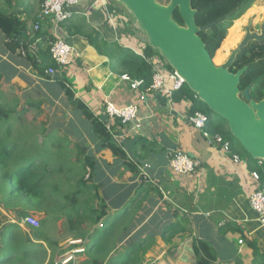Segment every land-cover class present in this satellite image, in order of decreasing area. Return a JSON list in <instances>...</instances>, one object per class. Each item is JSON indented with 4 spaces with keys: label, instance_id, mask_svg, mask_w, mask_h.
<instances>
[{
    "label": "crops",
    "instance_id": "obj_1",
    "mask_svg": "<svg viewBox=\"0 0 264 264\" xmlns=\"http://www.w3.org/2000/svg\"><path fill=\"white\" fill-rule=\"evenodd\" d=\"M43 2L12 0L10 8L2 0L0 6L26 23L24 42L36 46L32 55L37 61L61 37L74 50L72 64L61 70V77L47 79L38 74L28 57L7 48L0 31V100L12 107L9 100L19 103L21 108L28 100L40 102L26 117L35 116L44 126V137L36 146L69 152L75 173L86 157L94 161L93 172L79 168L82 174L76 180L83 176L91 194L97 193L93 208L103 217L85 223L83 237L72 234L57 244L62 261L70 257L71 264L91 261L88 250L106 233L108 250L97 258L105 264L125 259L132 248L141 264H198L200 243L212 248L216 255L213 264H264V225L249 203V195L259 183L253 181L247 161L241 158V163L235 164L221 146L209 144L203 131L190 122V99L174 102L173 95L165 92L142 86L134 89L133 80L116 73L109 58L86 36L68 34L67 24L54 29L52 22L44 21L41 30L35 31ZM75 12L73 20L85 18L88 33L98 32L103 39L130 45L141 54V41L127 38L116 28L119 17L126 15L113 0H83ZM109 16L115 23H110ZM50 64H54L51 56ZM60 80L104 122L105 99L119 106L139 105L141 127L135 130L117 123L110 134L128 156V163L95 133L84 113L72 106ZM81 149H86L85 156L78 153ZM177 149L200 162L196 173L173 172L170 154ZM97 232L100 234L95 235Z\"/></svg>",
    "mask_w": 264,
    "mask_h": 264
},
{
    "label": "trees",
    "instance_id": "obj_2",
    "mask_svg": "<svg viewBox=\"0 0 264 264\" xmlns=\"http://www.w3.org/2000/svg\"><path fill=\"white\" fill-rule=\"evenodd\" d=\"M2 0H0L1 3ZM5 5L12 8V0H3ZM255 0H193V7L201 10L197 14L196 21L199 26L213 24V26L200 36L208 43V50L212 57L220 49L223 41L226 39L227 31L231 24L224 26L219 20L236 11L235 19L243 16L252 6ZM124 10V9H123ZM125 11V10H124ZM127 16V13L125 12ZM128 17V16H127ZM174 18L180 24H183L178 12H175ZM125 20V19H123ZM86 19L81 18L77 21H70L67 24V32L70 35L86 36L91 45L104 56H107L111 62L113 70L132 80H143V89H149L153 73L155 71V58H159L163 62V68L172 70V68L159 56V54L148 44L144 36L140 35L141 47L138 49L141 54L137 53L132 46H124L116 41L103 39L98 32L88 33L90 30L85 24ZM119 31L128 38V35L138 33L132 26V22L128 20L121 22ZM0 31L6 38L7 48L14 54L21 55V47H28L25 43L26 23L16 14L7 12L0 6ZM87 31V32H86ZM29 52L28 60L37 70L38 74L50 79L46 74L48 66L56 67V64L47 65L50 59V46L43 53L41 61H37ZM33 57V58H32ZM258 66L251 67L243 76L241 88L245 89L250 83L254 82L258 86V92L264 93V85L260 87V83L255 77H261L260 72L264 73V69H257ZM60 83L65 90L69 101L75 109L84 113L86 118L93 124L94 131L98 134L105 144L111 148L117 155L129 162L128 156L123 152L112 140V136L107 131L105 122L95 116L90 108L81 100L75 99L73 91L66 85L63 80ZM0 102V205L5 210L12 213L20 212L19 217L27 215V210H34L38 213H44L46 219L60 220L63 216L67 217L69 229L77 232V235L83 237L85 235L84 224L93 223L103 217V213L93 208V199L97 195L91 194V187L87 185L84 177L76 180L81 176L79 170L90 168L93 172L95 169L94 161L91 157H86L81 163L77 173L74 166H71L69 152L64 150H48L36 146L29 145L26 141H36L37 137L33 135H18L12 138V129L14 123L24 125L26 117L30 111L41 106L40 102L28 100L26 105L20 110H16L6 103L3 98ZM186 99L192 101L191 112H202L209 116L207 130L212 136L221 135L231 143V155L237 154L248 163V169L251 172L257 171L260 174V185L264 189V172L259 161L252 159L248 155L239 141L231 134L229 128H225L224 120L217 114L213 113L206 104H204L194 92H192L186 84L173 93L174 102H180ZM34 120L35 116H33ZM239 147H238V145ZM78 153L86 154V149H81ZM244 154L247 156L245 157ZM79 162V161H78ZM131 164V163H129ZM133 169V166H132ZM62 178V181H61ZM65 179H67L65 181ZM22 202L23 206L15 207V202ZM8 210V211H9ZM98 216V217H97ZM97 217V219H96ZM45 220L43 219L42 222ZM3 212L0 208V264H25L26 262H37L47 253L44 246L38 241L43 237L40 232H35L37 242L32 241L27 234L20 233L18 224H4ZM116 224V223H115ZM112 230V228H111ZM104 233L99 239L95 240L93 248L88 250L91 254V261L82 262L80 264H105L98 260V255L108 250L107 239ZM255 253H257L255 251ZM197 254L199 256L198 264H213L216 261V255L212 248L205 243L197 246ZM112 264H141V257L134 254L133 248L128 252L127 257L123 260H115Z\"/></svg>",
    "mask_w": 264,
    "mask_h": 264
},
{
    "label": "water",
    "instance_id": "obj_3",
    "mask_svg": "<svg viewBox=\"0 0 264 264\" xmlns=\"http://www.w3.org/2000/svg\"><path fill=\"white\" fill-rule=\"evenodd\" d=\"M125 10L132 26L176 72L184 84L228 125L231 134L245 152L264 165V100L255 102L250 87L242 91L241 79L247 67L237 73L230 71L241 50L253 41L264 40L247 29L245 38L222 65H216L206 43L200 36L213 24L199 26L196 21L201 7L193 0H113ZM178 12L183 24L175 20ZM223 17L221 21L230 18Z\"/></svg>",
    "mask_w": 264,
    "mask_h": 264
},
{
    "label": "built area",
    "instance_id": "obj_4",
    "mask_svg": "<svg viewBox=\"0 0 264 264\" xmlns=\"http://www.w3.org/2000/svg\"><path fill=\"white\" fill-rule=\"evenodd\" d=\"M103 1V0H100ZM83 0H44L42 9L40 11L38 21L34 25L35 31H40L42 22H52V27L58 29L64 24H68L72 21L77 13L75 8L78 7ZM110 23H115L109 16ZM30 53L36 52V46L34 44L28 45V47H21V56L28 57ZM50 55L56 67H50L47 69L46 74L51 78L61 77L63 74L61 70L72 64L74 57V50L68 45L65 39L57 37L50 46ZM155 71L153 73V80L150 91H161L172 96L177 90H180L184 86L183 79L173 70H167L163 68V62L159 58H155ZM126 80H132L128 76H124ZM143 80H133L132 87L134 89L143 86ZM140 107L137 103H129L127 105L119 106L111 99H105L104 101V115L107 118L105 122L107 131L113 134L115 125L118 123L124 127H131L135 130L141 127V119L139 117ZM191 124L197 129L203 131L204 137L208 140L209 144H215L221 146L222 150L231 155V143L227 141L223 136H212L207 130L209 122V116L202 112H194L190 116ZM232 161L235 164L241 163V157L237 154L231 155ZM260 165L263 163L260 161ZM200 166V162L192 159L188 153L181 149L174 150L170 154V167L174 173L178 175H190L197 172ZM252 179L254 182L259 183L258 188L249 195V203L254 212L259 215V221L264 225V189L260 185V174L255 171L252 172ZM24 224L38 228L40 221L35 217H27ZM243 244V241H240ZM72 258H68L67 260ZM65 260V261H67ZM64 261V262H65Z\"/></svg>",
    "mask_w": 264,
    "mask_h": 264
},
{
    "label": "rangeland",
    "instance_id": "obj_5",
    "mask_svg": "<svg viewBox=\"0 0 264 264\" xmlns=\"http://www.w3.org/2000/svg\"><path fill=\"white\" fill-rule=\"evenodd\" d=\"M163 3H166L167 0H161ZM261 11H264V1H260L258 0V2L256 3V5L252 6L243 16H241L238 19H235L236 21H234V29L230 30V28L227 31V36L226 39L228 38L229 43L228 45L226 44V39L223 41L220 49L215 53V60L214 62L216 63V65H221L224 61V59H222V56L226 58V55L230 54V51L232 49H234L237 45V43L239 42V40L242 37V28H243V24H245L248 20L249 17H252V15H257L260 14ZM128 16V15H127ZM125 16L124 19L128 20V18L130 19L131 17H127ZM264 16V15H263ZM259 16H256V18H258ZM123 19H121V17H119V19L117 20V22H119V24H116V28L118 29L119 27H121V22L125 21ZM228 20L227 23H225L224 26L228 25L231 23L232 18H228L226 19ZM131 21V20H130ZM132 22V21H131ZM234 30V31H233ZM233 31V32H232ZM137 33V32H135ZM138 35H142L140 32H138ZM129 36H131V38L135 41H138V36L136 34H130ZM141 37V36H140ZM226 47H223L225 46ZM10 102L13 103V108H15L16 110L20 111L22 108L20 107L19 103H14L13 101L9 100ZM0 102H2V100H0ZM7 103V102H6ZM26 122L24 123V125H20L18 123H16L15 121H13L14 123V128L12 129V138L17 137L18 135H33L37 137L38 141H41V137H44V133L42 132L44 129V126L40 124V122H38V120H34V119H28L25 118ZM225 122V121H224ZM227 126V123H224ZM36 140V141H37ZM36 141H26L29 145H39L38 142ZM238 145V144H237ZM239 147V145H238ZM245 157H247L244 154ZM262 171L264 172V168H262ZM62 181V178H61ZM15 207H21L23 206L22 202H18L16 201L14 204ZM0 208L3 212V223H1L2 225L4 224H18L20 226V233L22 234H27L29 236V238L34 241L37 242L35 240H37L35 238L34 233L40 232L43 237L40 239V241H38V243L42 244L44 246L45 249L47 250V253L43 255V257H41L40 259L42 260V262L40 260H38L37 262H26L25 264H60V262L64 259L61 257V253L62 251H60V249H57L56 246H58L57 244L63 243L65 242V240H67L68 238H71V236H76L78 233L77 232H72L69 229V225H68V219L66 216H63L60 220H53L51 218L46 219L44 213H38L34 210H30V211H26L27 215L24 217H19L20 212H16V213H12L10 212V210H5L4 206L0 205ZM19 210V208H18ZM35 217L40 221V225L38 228H35L33 226L24 224L23 221L27 218V217ZM43 219L45 220L44 222ZM61 223V226L60 224ZM1 228V226H0ZM73 234V235H72ZM100 234L99 232H97L95 235ZM103 234V233H101ZM68 242V241H66ZM46 243V245H45ZM69 243V242H68ZM52 245H54L52 247ZM86 248H88L87 245H85ZM52 247V248H51ZM71 260H67V261H62L61 264H71L69 263Z\"/></svg>",
    "mask_w": 264,
    "mask_h": 264
},
{
    "label": "flooded vegetation",
    "instance_id": "obj_6",
    "mask_svg": "<svg viewBox=\"0 0 264 264\" xmlns=\"http://www.w3.org/2000/svg\"><path fill=\"white\" fill-rule=\"evenodd\" d=\"M260 1L262 2L264 0H260ZM257 2H258V0H255L253 5L255 6ZM235 14H236V11H233L231 14H227V15H231L230 18H232V21H231L232 25H231L230 30L234 29L233 23H234V21H236L234 18ZM227 15H225V16L227 17ZM263 15H264V11H261L260 14H257V15L255 14V15H252V17L248 18L247 22L245 24H243V28H242L243 34H242L241 39L237 43L236 47L230 51L229 55H226V58L222 56V59H224L223 63H225L227 61V59L230 57L232 51H234L235 49L238 48L241 41L245 38V36L247 34V29L250 28L251 33H256L258 35L263 34V32H264V16ZM225 16H223V17H225ZM256 16H259V17L256 18ZM221 19L219 20L220 24H225L228 21L226 19L221 21ZM226 41H227L226 44L228 45V43H229L228 38L226 39ZM223 47H226V45ZM213 59L215 60V55H214ZM253 66H258L257 69L259 71H260V69H264V40L253 41L249 44L248 47L241 50V52L238 54L235 62L230 67V71L233 73H237L239 70L247 67V70H246V72H247ZM244 74H243V76H244ZM259 74H260V76H262V78L261 77H255V79L259 83L261 82L260 87H262L264 85V73L260 72ZM243 76H242V79H243ZM242 79H241V83H242ZM257 86L258 85L256 83L252 82L245 89L250 87V95H251L252 99L255 102H260V101L264 100V93L260 94L258 92ZM240 89L242 91L245 90V89L241 88V84H240Z\"/></svg>",
    "mask_w": 264,
    "mask_h": 264
},
{
    "label": "clouds",
    "instance_id": "obj_7",
    "mask_svg": "<svg viewBox=\"0 0 264 264\" xmlns=\"http://www.w3.org/2000/svg\"><path fill=\"white\" fill-rule=\"evenodd\" d=\"M72 260V259H71Z\"/></svg>",
    "mask_w": 264,
    "mask_h": 264
}]
</instances>
